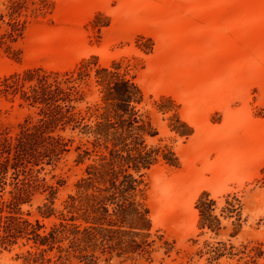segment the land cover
<instances>
[{
  "label": "rangeland",
  "instance_id": "rangeland-1",
  "mask_svg": "<svg viewBox=\"0 0 264 264\" xmlns=\"http://www.w3.org/2000/svg\"><path fill=\"white\" fill-rule=\"evenodd\" d=\"M47 2L51 14L32 22L13 46L19 61L0 48V78L33 68L67 71L91 57L102 66L129 62L144 95L142 110L158 132L147 143L163 140L179 159L178 168L159 164L141 178L153 232L174 242L175 251L164 259L159 252L151 261L113 257L97 264H208L206 244L264 239V0ZM160 97L170 98V112L156 110ZM28 113L18 101L0 98V132L14 133ZM174 113L192 128L188 139L169 132ZM73 159L71 152L42 174L50 185L64 181L55 210L81 174ZM202 193L217 201L216 209L228 195L238 199L243 224L235 239L230 220H221L218 237L198 230L195 202ZM46 197L36 195L23 212L48 228L56 218L42 219L37 210ZM27 250L19 243L0 254V264H24Z\"/></svg>",
  "mask_w": 264,
  "mask_h": 264
},
{
  "label": "trees",
  "instance_id": "trees-1",
  "mask_svg": "<svg viewBox=\"0 0 264 264\" xmlns=\"http://www.w3.org/2000/svg\"><path fill=\"white\" fill-rule=\"evenodd\" d=\"M49 14L47 0H0V48L19 61L13 46L32 22ZM134 69L123 60L102 66L91 57L67 71L33 68L0 78V98L18 101L29 112L14 133L0 132V254L20 243L29 246L24 264H97L113 257L151 261L159 252L164 259L175 251L174 242L153 232L141 178L159 164L176 169L179 159L163 140L147 143L158 132L142 110L144 95L131 74ZM171 103L160 97L154 104L166 114ZM167 128L182 139L193 134L176 113ZM71 152L81 174L62 209L55 210L54 199L64 181L50 185L42 174ZM44 193L46 202L37 207L38 214L42 219L56 218L48 228L23 212ZM228 198L220 209L208 193L197 198L198 230L218 237L225 229L223 219L231 221L229 237L239 235L243 224L239 201ZM205 249L208 264L264 260V239L238 246L218 241Z\"/></svg>",
  "mask_w": 264,
  "mask_h": 264
},
{
  "label": "bare ground",
  "instance_id": "bare-ground-1",
  "mask_svg": "<svg viewBox=\"0 0 264 264\" xmlns=\"http://www.w3.org/2000/svg\"><path fill=\"white\" fill-rule=\"evenodd\" d=\"M158 194V193H157ZM159 195V194H158ZM162 197L164 198V200L168 201L169 199V196H168V193L167 192H163V195ZM160 202V201H159ZM163 203V202H162Z\"/></svg>",
  "mask_w": 264,
  "mask_h": 264
}]
</instances>
